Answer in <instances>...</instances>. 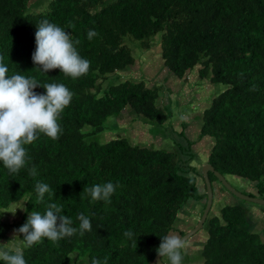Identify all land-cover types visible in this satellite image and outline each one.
<instances>
[{
  "label": "trees",
  "instance_id": "trees-1",
  "mask_svg": "<svg viewBox=\"0 0 264 264\" xmlns=\"http://www.w3.org/2000/svg\"><path fill=\"white\" fill-rule=\"evenodd\" d=\"M45 19L68 31L74 44L79 40L75 47L90 61L86 75L73 80L59 69L44 72L33 63L37 24ZM90 29L97 33L91 40ZM135 47L155 48L168 75L151 80L144 67L138 75L110 82L139 65ZM0 56L9 76L63 83L73 93L58 121V139L39 134L25 146L29 159L17 174L0 162V243L14 235L23 240L14 230L32 210L43 214L50 203L61 205L60 214L73 226L78 227L81 213L92 225L83 236L57 242L44 238L24 248L26 264H71L76 255L87 264L94 258L104 264L105 257L107 264H157L161 237L186 233L176 223L190 201L201 206L197 215L207 205L202 166L193 163L198 153L193 144L206 137L212 141L206 162L228 180L254 182L264 198V0H0ZM195 71L200 82L223 89L198 115L197 139L185 136L183 123L177 139H186L187 146H179L181 155L175 148L136 144L121 133L119 122L127 128L124 119L132 115L158 127L173 125L174 112L163 105L173 96L166 83L177 88L174 81ZM34 91L46 93L40 85ZM110 130L113 136L104 139ZM33 165L35 178L28 171ZM209 176L214 200L219 183L231 193L213 172ZM37 181L51 189L42 201ZM107 182L119 184L108 202L92 201L83 192ZM20 202L27 211L10 222L7 209ZM218 210L210 211L203 227L204 263L264 264V240L252 230L254 213L230 202ZM128 230L131 239L124 236Z\"/></svg>",
  "mask_w": 264,
  "mask_h": 264
},
{
  "label": "clouds",
  "instance_id": "clouds-1",
  "mask_svg": "<svg viewBox=\"0 0 264 264\" xmlns=\"http://www.w3.org/2000/svg\"><path fill=\"white\" fill-rule=\"evenodd\" d=\"M95 35L97 33L94 30H88V39L91 40ZM75 44H79V40H76ZM75 44L64 28L47 19L42 20L37 24L35 32L36 47L32 53V61L44 72L59 69L65 76L75 80L86 75L90 69V61L80 56ZM3 61L4 57L0 56V162L9 173L17 174L29 159L25 146L36 141L41 133L52 140L59 138L62 128L58 121L61 113L70 105L73 93L63 83H38L34 77L21 74L9 76V69ZM38 85L42 86L46 93L35 92L34 89ZM28 171L33 178L38 174L34 165ZM117 187L118 183L114 185L107 182L90 188L84 187L83 192L88 193L92 201L108 202ZM35 191L40 201L45 193L51 194L49 185L39 181L35 185ZM18 208L27 211L23 206L14 207L7 212L15 214ZM61 212L62 206L56 203H50L43 214L32 210L26 222L14 230L19 235L23 234L22 243L15 246L0 243V261L4 264H26L24 248H31L44 238L57 242L77 233L83 236L86 231L92 230L90 219L83 213L77 216L79 225L75 227L72 219L61 215ZM124 236L131 239L133 232L125 231ZM185 246L184 238L168 234L161 237L156 252L162 264L165 257L169 264H182V249ZM91 264L101 262L94 258ZM104 264H107V257Z\"/></svg>",
  "mask_w": 264,
  "mask_h": 264
},
{
  "label": "rangeland",
  "instance_id": "rangeland-1",
  "mask_svg": "<svg viewBox=\"0 0 264 264\" xmlns=\"http://www.w3.org/2000/svg\"><path fill=\"white\" fill-rule=\"evenodd\" d=\"M129 41L132 43V40H128V42ZM135 50L139 57V65H136L128 72L123 73L121 77L117 75L119 78L111 77L110 82H116L120 79H125L132 75H138L141 72L140 70H142L144 67V69H147L145 70L146 76L149 77V79L151 78V80L156 79L155 81H157V79H160V77L163 78L168 75V72H166L164 67L163 59L157 53L155 48L150 50L136 48ZM174 83H177V88L172 87L167 82L165 89L168 93L169 88L171 87L173 90H171V88L170 90L173 93V96L175 97V95L177 94H179L180 96H176V98H173V96L170 95L168 96V98H165L166 102L163 103V105L166 106L165 109L167 111L174 112V119L173 117L171 119V121L173 120V125L169 123L167 124V126L169 127H166V124L164 125V127H158L153 123L146 122L144 119L132 115L131 117H125L124 119V123L126 124L127 128H121L119 122V128L121 129V133H124V135L128 133V136L131 137L133 142L139 145L173 151L177 150L179 152V146H187L186 139H184L183 137L177 139L180 136L183 123H185L187 125L185 136H188L193 141L197 139L200 133L199 129L201 127V120L200 117L198 119V115L205 107H207L211 103L213 97H215L223 89V86L221 84H211L208 81L200 82L197 71L190 73L189 76H187L186 78L184 77L178 80L177 82L174 81ZM180 89L181 92L175 94L176 92L180 91ZM193 97L197 99L195 100L193 99ZM134 117H137V119H135ZM122 125L124 124L122 123ZM155 126L156 128H154ZM113 134L114 130H110L106 133V138L104 139L111 138ZM193 147L194 150L198 152L194 157L195 159H198L197 161H195L194 159L193 163L197 166H202L203 170L204 165L207 163L206 161L208 160L209 152L212 149V141L209 137H206L194 143ZM182 153L183 151H180L179 154L181 155ZM229 180L230 183L239 191L248 195L252 193L254 196L260 197L259 191L255 187L254 182L245 180L243 178L237 179L235 177L229 178ZM219 184L215 185L216 195L212 211H215V209H219V212L223 205H226L227 202H230L234 204H243L245 207L250 209L251 212H258L259 215L262 214L263 216H259L260 218L254 215L256 219V227L252 230L259 232L261 234L262 239L264 240V205L236 197L232 193L227 192V190H224L221 184ZM194 202L195 201L193 200L190 201L189 205L186 206V210H184L183 213H180L179 219L176 223L180 229L186 232L193 229L197 225L202 215V209L198 210L199 214L197 215L196 210L199 209L201 206H195ZM15 204L17 205H13L9 209H7V211L12 210L14 207L24 206L22 202ZM203 210H205V208ZM21 211H23V209L18 208L15 214H13L12 212H7V216L5 217L10 222L17 221V217L19 215H16L20 214ZM204 230L205 229L203 228V231L201 230L199 233L194 235V237H192L189 241L186 242L185 248L182 249V264H205L203 261L204 258L202 256L200 257V249L202 248V244L205 242L206 239V231ZM12 234H15V232L13 231ZM1 243H8L10 245L15 246L20 245L22 243V240L17 235H14V237L9 238ZM186 255H190L189 258H191V260L186 259ZM165 262L169 264L167 258H165ZM71 264L87 263L84 257L76 255Z\"/></svg>",
  "mask_w": 264,
  "mask_h": 264
},
{
  "label": "water",
  "instance_id": "water-1",
  "mask_svg": "<svg viewBox=\"0 0 264 264\" xmlns=\"http://www.w3.org/2000/svg\"><path fill=\"white\" fill-rule=\"evenodd\" d=\"M203 176L207 185V192H208V201H207V205L205 207V210L202 214V217L200 218L199 222L197 223V225L189 230L188 232H186L183 236H181L182 238H184V240L187 242L188 240H190L196 233H198L205 225L209 213L212 209L213 206V202H214V190H213V186H212V182L209 176L210 172H213L221 181V183L235 196L242 198L244 200H249L258 204H263L264 205V198L262 197H258V196H254V195H248L246 193H243L241 191H239L238 189H236L231 183L230 181L218 170L215 169L214 165L211 163H206L203 167ZM156 263L157 264H162V261L160 260V258L158 257V255L156 256ZM164 264H167L164 261Z\"/></svg>",
  "mask_w": 264,
  "mask_h": 264
},
{
  "label": "crops",
  "instance_id": "crops-1",
  "mask_svg": "<svg viewBox=\"0 0 264 264\" xmlns=\"http://www.w3.org/2000/svg\"><path fill=\"white\" fill-rule=\"evenodd\" d=\"M254 213V215H256V216H260V217H262L263 215L261 214V215H259L258 214V212L256 213V212H253Z\"/></svg>",
  "mask_w": 264,
  "mask_h": 264
}]
</instances>
